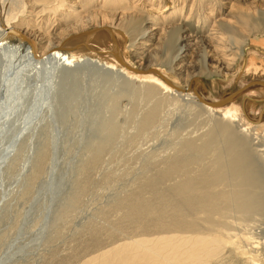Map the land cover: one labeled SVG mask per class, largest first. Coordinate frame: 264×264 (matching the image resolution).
I'll return each mask as SVG.
<instances>
[{
  "label": "rangeland",
  "instance_id": "rangeland-1",
  "mask_svg": "<svg viewBox=\"0 0 264 264\" xmlns=\"http://www.w3.org/2000/svg\"><path fill=\"white\" fill-rule=\"evenodd\" d=\"M200 1L195 7L199 12L194 14V20L201 18L197 20L200 23L212 6H221V10L228 7L226 0H215V5L210 0ZM142 3L138 1L136 6L143 13L150 7L148 2L146 8ZM242 3L254 7L250 11L255 24L264 29V0ZM0 6V12L9 15L27 11L21 0H0ZM48 25H52V19ZM237 38L243 39L240 35ZM3 46L0 264H82L130 239L176 230L185 220L191 222V217L198 218H192L191 223L204 232L221 227L226 229V237L234 235L225 251L209 264H252L248 253L239 247L259 245L264 249V208L242 215L240 208L222 200L233 187L241 188L239 185L246 186L244 190L251 195H264V161L255 154L261 139H254L252 134L244 136L250 140L248 152L247 143L232 144L237 123H224L178 95L158 91L151 95L146 84L103 69L90 59L67 67L54 58L38 64L13 47ZM249 46H245L246 54L264 60V49ZM136 47L133 45L131 50L139 54ZM212 47L201 39L192 49L178 51L180 57L174 58L171 75L183 87L191 75L202 76L207 91L204 94L212 100L254 81H264L262 72L240 75L246 57L239 59L235 73L225 76V71L217 69L218 59L210 56ZM160 51V59H164ZM176 53L165 58V65ZM177 62L183 68L172 69ZM247 95L264 99V88L240 95L238 107ZM262 102L252 108L253 119L264 112ZM232 104L228 105L237 106ZM152 110V121H145ZM256 131L262 135L263 128ZM247 155H252L254 162L246 160ZM174 161L180 166L184 163L182 169L173 170ZM200 175L209 178L205 179L209 180L207 185L206 181L198 182ZM188 177L197 178V183L190 182V189L187 186L178 195V184ZM176 185L178 188L173 189ZM195 189L197 194L201 189L204 192L198 197L194 193L191 198ZM186 192L187 196L182 197ZM203 198L221 202L211 210L201 205ZM247 234L248 238L255 236L245 239Z\"/></svg>",
  "mask_w": 264,
  "mask_h": 264
},
{
  "label": "bare ground",
  "instance_id": "bare-ground-1",
  "mask_svg": "<svg viewBox=\"0 0 264 264\" xmlns=\"http://www.w3.org/2000/svg\"><path fill=\"white\" fill-rule=\"evenodd\" d=\"M21 1L25 6L23 10L27 7V11L25 10L22 15H9L6 12H0V47L1 45L13 47L18 52H21V56L23 54L25 59L26 57L33 59L34 63L37 62L38 64L46 59L54 58L57 59L55 62L60 61L65 66H72L74 63H79L84 59H90L93 64L103 69L116 71L131 80L146 84L151 95H155L158 91V93L165 92L169 95H178L181 99H189L191 103L193 102L192 104L195 103L201 106L206 112L215 115L224 123L238 124V130L232 135V144L239 142L244 145L247 143L248 145L250 140L247 141L244 136L250 134L258 141L261 139L262 142L257 145L258 147L260 146V149H255V154L258 153L264 161V112H261L260 117L257 119H253L250 116L252 108L257 103L264 101V99L247 95V100L245 99V102L240 104L241 106L238 107L237 105L240 95L247 93L249 90H255V88H264L263 80L257 79L258 81L249 83V85L240 90L228 92L220 99L212 100L204 94L207 91H205L206 86L204 79L201 78L202 76L191 75L189 81L183 87L171 75L170 71V66L174 65V58L178 60L180 57L178 51L183 50V48L190 50L202 39L212 44L213 47L209 51L211 52L210 56L218 59L217 69L218 71H225V76L229 77L236 70L237 62L242 57L246 58L245 64L240 70V75L259 74L260 72L264 75V60H259L260 58L253 53L246 54L247 48H245L246 45L249 46L250 44L254 49L256 47L264 49V29L255 24L250 11L252 9L253 12V6L252 8L242 3L243 0H226L228 4L226 10H221L219 5L217 9L211 5L212 7L205 16V20L200 23V21H197L201 20L200 15L198 16L199 19L194 20L195 12H199L198 8L195 11L198 0L189 2L188 0ZM138 1H142V5L145 8V4L148 2L150 9H143V13L140 12L139 6H136ZM210 2L214 4L215 0H210ZM198 4L200 3L198 2ZM188 6L190 7L189 9ZM217 16H220V18L217 19ZM39 18L43 20L42 24L41 19V21L37 22ZM51 19L52 25L49 27L48 24ZM195 22L198 24H195ZM239 35L243 39L238 40L237 37ZM136 44L138 47H136ZM180 44L183 45L178 49L177 47ZM133 45H135L139 54L132 52L131 47ZM158 51L162 52L161 57L164 59H160ZM175 51L178 54L176 53L174 57L172 56L169 65H165V58L167 57V60ZM18 52L16 53L18 54ZM153 54L155 57L151 56ZM156 59L160 62L158 63ZM161 60L163 61L161 62ZM143 61H148V63L144 65ZM175 65V67L172 66V69L183 68L181 63L177 62ZM219 101L224 102L218 105ZM229 103L237 106L233 104L234 107L229 106ZM153 110L151 113L149 112L150 114L145 121H152L153 115H155ZM258 122L259 124H257ZM258 127L263 128L262 135L258 134L259 131H256ZM188 146L191 149L193 147L192 142L191 144L188 143ZM249 148L248 145V152L250 151ZM251 156L247 155L245 158L250 160V162H254L253 160L255 159ZM173 163V170L176 169V171L180 168L182 169L184 165L183 163L180 166L179 161V164L177 162L175 164V161ZM205 175H200L196 179L199 183L206 181L207 185L209 180L205 179L209 175ZM208 177L207 179H209ZM196 179L193 180L190 177L181 184L179 183L178 187H181V190L179 192L176 190L178 195H180V191L183 193L182 190H185L188 185L190 186V182L195 181L197 183ZM258 182L260 184L261 180L259 179ZM206 185L203 187H206ZM194 186L195 183L193 184ZM239 186L241 188L233 187L228 192V197L222 200L225 204L240 208L238 212L242 215H247L254 210H261L262 207L264 208L263 194L251 195V192L249 194L247 190H244L246 186ZM178 187L176 185L173 189ZM195 191L196 189L192 192L193 194L190 192L191 198L194 197L192 195L196 193ZM199 191L198 194L204 192L202 189V192ZM187 192L182 197L187 196ZM198 194L196 195L197 197ZM188 198L190 199V197ZM220 202L221 200L212 199L210 201L203 198L201 205H208L209 209L213 210L219 206ZM130 204L137 206L135 203L132 204L131 201ZM172 208L174 209V207ZM191 208L188 207V209ZM223 208L225 207L223 206ZM192 218H195L196 221L198 219L191 217V222ZM184 220L182 218V221ZM187 221L185 220L184 224L182 223L178 228L176 227V230L150 236H147L146 233L148 232H146L144 234L146 236L125 241L82 264H209L211 261L214 262L223 253V250L225 251L226 244L232 242L230 240L234 238L233 234L226 237L224 231L226 229L221 227L217 230L212 228V230L209 229L210 231L204 232L205 230L202 231L196 223ZM206 224L205 226L208 225ZM248 234L244 236L245 239H250L254 235L248 238ZM231 237L233 238L230 239ZM242 237L241 235L240 238ZM244 247L240 246L239 248L243 252L248 253L250 263L264 264V249H261L259 245L248 247V249Z\"/></svg>",
  "mask_w": 264,
  "mask_h": 264
},
{
  "label": "water",
  "instance_id": "water-1",
  "mask_svg": "<svg viewBox=\"0 0 264 264\" xmlns=\"http://www.w3.org/2000/svg\"><path fill=\"white\" fill-rule=\"evenodd\" d=\"M224 101H225V100H224ZM224 101H219L217 104H218V105H219V104L221 105Z\"/></svg>",
  "mask_w": 264,
  "mask_h": 264
}]
</instances>
